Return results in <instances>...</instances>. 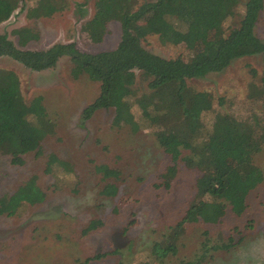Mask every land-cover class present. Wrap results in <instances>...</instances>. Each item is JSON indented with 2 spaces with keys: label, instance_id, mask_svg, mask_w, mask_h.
Wrapping results in <instances>:
<instances>
[{
  "label": "rangeland",
  "instance_id": "obj_1",
  "mask_svg": "<svg viewBox=\"0 0 264 264\" xmlns=\"http://www.w3.org/2000/svg\"><path fill=\"white\" fill-rule=\"evenodd\" d=\"M59 1L64 4L62 11L33 20L27 13L34 2L23 0L0 24V34L17 43L15 30L34 29L38 39L28 42V50H43L57 43H73L85 53L116 48L118 23H109L98 43L82 32L83 23L93 15L94 0ZM147 1L136 0V6ZM241 14L239 8L223 25L226 31L238 23ZM255 33L264 43V7ZM142 45L166 59L189 57L184 46L161 44L156 36L146 37ZM0 69L18 75L26 101L43 98L54 126V133L43 139L38 153L23 155L21 164L14 165L11 156L0 154V200L30 179L44 194L41 203L21 205L12 216L0 213V264H264V180L241 201L224 200L217 222L187 224L173 242L174 252L155 254L154 244H167L170 229L192 202L198 174L179 160L169 188H156L171 160L156 145L154 129L143 127L133 133L128 126H114L113 109L97 111L83 120V110L98 96L99 85L86 76L73 78L68 59L59 60L54 68L33 72L0 58ZM263 75V57H244L220 73L188 84L222 99L220 109L242 116L259 108L251 94L255 95ZM138 80L134 78L132 85L140 87ZM50 155L70 168L56 165L47 173ZM253 162L264 173V149ZM99 165L117 170V178L102 181L95 171ZM112 183L117 193L101 195L100 190ZM92 221L96 228L84 233ZM203 243L207 244L204 250ZM223 245L224 249L214 250V246ZM200 258L204 261L198 262Z\"/></svg>",
  "mask_w": 264,
  "mask_h": 264
},
{
  "label": "trees",
  "instance_id": "obj_2",
  "mask_svg": "<svg viewBox=\"0 0 264 264\" xmlns=\"http://www.w3.org/2000/svg\"><path fill=\"white\" fill-rule=\"evenodd\" d=\"M22 2L0 0V24ZM33 2L27 13L33 20L49 18L64 9L57 0ZM136 5V0L93 1V15L83 23L82 32L98 43L107 25L118 23L120 40L113 50L85 53L73 43L28 50L26 45L37 40L38 34L32 28H20L13 32L17 43L0 34V58L33 72L54 68L59 60L68 59L73 78L86 76L99 85L98 96L83 110V120L97 111L113 109L114 126H128L133 133L143 127L154 129L156 145L171 160L161 174L163 182L156 188H169L179 160L198 174L193 200L170 229L167 244L153 246L155 254L166 255L174 252L173 242L187 224L217 222L224 200L241 201L264 180L262 169L253 162V157L264 149V75L255 95L251 94L259 108L242 116L220 109L222 99L188 84L224 71L235 60L264 58V43L255 33L264 0H150ZM239 8L242 14L238 23L226 31L223 25L234 18ZM149 16L153 18L145 21ZM149 36H156L161 44L184 46L189 57L166 59L153 54L142 45ZM136 77L140 87L132 85ZM53 133L43 98L36 96L26 101L18 75L0 69V154L11 156L14 165L21 164L23 155L37 152L43 139ZM56 165L70 168L67 162L50 155L46 172H52ZM95 171L102 175V181L118 176L117 170L106 165L95 167ZM117 190L115 184H106L100 194L112 197ZM43 199V192L30 179L0 200V213L12 216L19 206H34ZM95 226L97 223L92 221L84 233ZM206 247L203 243V250ZM224 248L225 245L214 246V250Z\"/></svg>",
  "mask_w": 264,
  "mask_h": 264
}]
</instances>
